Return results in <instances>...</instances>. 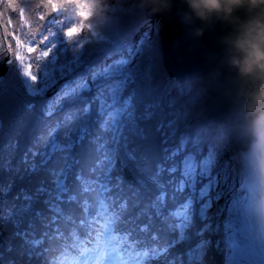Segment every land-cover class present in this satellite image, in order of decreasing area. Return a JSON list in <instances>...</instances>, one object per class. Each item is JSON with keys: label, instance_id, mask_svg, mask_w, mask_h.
Segmentation results:
<instances>
[{"label": "snow or ice", "instance_id": "6c2138e0", "mask_svg": "<svg viewBox=\"0 0 264 264\" xmlns=\"http://www.w3.org/2000/svg\"><path fill=\"white\" fill-rule=\"evenodd\" d=\"M149 14L0 0V264H264V142L214 57L196 91L161 71Z\"/></svg>", "mask_w": 264, "mask_h": 264}, {"label": "clouds", "instance_id": "9594fccd", "mask_svg": "<svg viewBox=\"0 0 264 264\" xmlns=\"http://www.w3.org/2000/svg\"><path fill=\"white\" fill-rule=\"evenodd\" d=\"M153 13L176 14L199 38L216 24L219 65L230 74L231 99L256 145L264 142V0H142Z\"/></svg>", "mask_w": 264, "mask_h": 264}, {"label": "water", "instance_id": "95a60500", "mask_svg": "<svg viewBox=\"0 0 264 264\" xmlns=\"http://www.w3.org/2000/svg\"><path fill=\"white\" fill-rule=\"evenodd\" d=\"M48 15L53 16L54 13L49 12ZM146 16L151 20L161 18L163 21L160 32L163 59L165 67L172 78L182 83L208 74L210 68L214 66L212 57L219 65L220 45L218 38L226 30L222 25L216 24L206 30L199 38H194L180 23L175 7L168 14L154 13ZM6 70L7 67H0V76L4 75ZM222 70L227 73L226 70ZM227 90L231 96L230 74ZM208 93L209 97L206 104H211L212 93ZM53 94L52 90L48 93L49 96Z\"/></svg>", "mask_w": 264, "mask_h": 264}, {"label": "rangeland", "instance_id": "374dc122", "mask_svg": "<svg viewBox=\"0 0 264 264\" xmlns=\"http://www.w3.org/2000/svg\"><path fill=\"white\" fill-rule=\"evenodd\" d=\"M36 1V0H34ZM11 13H9L10 15ZM55 15V14H54ZM53 15V16H54ZM65 15H70L68 13H66ZM57 19H61L63 20L64 17H56ZM144 17H139V18H135V19H143ZM15 19V18H14ZM43 23V22H41ZM162 25H163V21L161 18H156L154 20H151L149 18H147L146 16V19L144 20V23H142V25L138 28V32H137V35L135 36V40H139L140 36L144 33V32H147L151 29V32H152V35L155 39L158 40V43L160 41L161 43V37H160V32H161V28H162ZM157 26H158V32H157ZM15 27V23L9 27V31L12 30V28ZM84 30H82L83 32ZM0 35H2V30H0ZM7 46V40H5V47ZM7 59H11V56L8 55V56H5L2 60V63H0V67H7V70H6V73L4 75H1L0 78L4 77L8 71H9V65L7 64ZM207 77V74L204 75V76H201V77H196L192 80H186L184 81L183 83H180V84H190L193 88L194 91H196L197 89L201 88L202 87V83L201 81ZM209 97V93L206 92L204 94L201 95V100L204 102V103H207V99ZM228 159V156H223L222 159H221V162H223V160H227Z\"/></svg>", "mask_w": 264, "mask_h": 264}, {"label": "trees", "instance_id": "16d2710c", "mask_svg": "<svg viewBox=\"0 0 264 264\" xmlns=\"http://www.w3.org/2000/svg\"><path fill=\"white\" fill-rule=\"evenodd\" d=\"M145 19H146V16L144 17ZM143 18V19H144ZM144 19V20H145ZM144 20H142L141 21V19H133L132 20V23L129 25V28H128V30L129 31H132L133 32V39L135 38V36L137 35V32H138V28L142 25V23H144ZM161 39V38H160ZM159 46H160V48H159V62H160V67H161V71L164 73V74H168L169 75V73H168V71H167V69H166V67H165V63H164V59H163V52H162V44L160 43V41H159ZM0 63H2V61H0ZM170 76V75H169ZM171 77V76H170ZM2 78H6V79H8V78H10V68H9V71H8V73L4 76V77H2ZM172 78V77H171ZM172 79H174V78H172ZM38 134V133H37Z\"/></svg>", "mask_w": 264, "mask_h": 264}, {"label": "flooded vegetation", "instance_id": "af4514ba", "mask_svg": "<svg viewBox=\"0 0 264 264\" xmlns=\"http://www.w3.org/2000/svg\"><path fill=\"white\" fill-rule=\"evenodd\" d=\"M29 2L36 3V1H34V0H29ZM9 13H11V12H9ZM10 15H13V13H11Z\"/></svg>", "mask_w": 264, "mask_h": 264}, {"label": "bare ground", "instance_id": "6f19581e", "mask_svg": "<svg viewBox=\"0 0 264 264\" xmlns=\"http://www.w3.org/2000/svg\"><path fill=\"white\" fill-rule=\"evenodd\" d=\"M179 83H180V82H179ZM182 83H183V82H182ZM230 155H231V153L225 154V156H228V157H229Z\"/></svg>", "mask_w": 264, "mask_h": 264}]
</instances>
